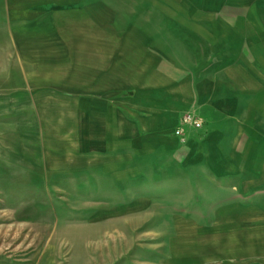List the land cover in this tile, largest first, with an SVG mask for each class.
Instances as JSON below:
<instances>
[{
  "label": "rangeland",
  "instance_id": "rangeland-1",
  "mask_svg": "<svg viewBox=\"0 0 264 264\" xmlns=\"http://www.w3.org/2000/svg\"><path fill=\"white\" fill-rule=\"evenodd\" d=\"M9 1L0 0V46ZM105 1L110 35L92 23L94 41H120L134 23L156 28L157 44L186 60L212 43L205 23L181 33L180 3ZM7 94L1 84L0 264H264V187L163 153L104 172L98 155L86 162L80 127L71 130L84 119V98ZM179 139L185 147L187 134Z\"/></svg>",
  "mask_w": 264,
  "mask_h": 264
},
{
  "label": "crops",
  "instance_id": "crops-1",
  "mask_svg": "<svg viewBox=\"0 0 264 264\" xmlns=\"http://www.w3.org/2000/svg\"><path fill=\"white\" fill-rule=\"evenodd\" d=\"M29 1H9L0 85L5 94L84 98V119L71 130L80 127L86 162L100 158L92 167L98 161L104 172L119 171L163 153L214 178L264 187V0H171L187 21L182 34L205 23L212 36L188 60L169 42L158 45L150 25L131 23L114 43L94 41L92 23L106 36L111 29L105 0ZM188 112L205 126L187 129L184 147L175 130Z\"/></svg>",
  "mask_w": 264,
  "mask_h": 264
},
{
  "label": "built area",
  "instance_id": "built-area-1",
  "mask_svg": "<svg viewBox=\"0 0 264 264\" xmlns=\"http://www.w3.org/2000/svg\"><path fill=\"white\" fill-rule=\"evenodd\" d=\"M205 126L204 120L194 114V113H185L182 117L180 125L176 129V134L183 140L186 141V130L193 129V130H202Z\"/></svg>",
  "mask_w": 264,
  "mask_h": 264
}]
</instances>
